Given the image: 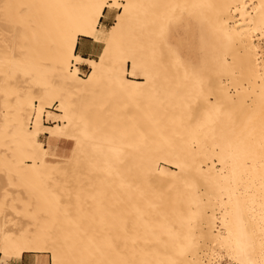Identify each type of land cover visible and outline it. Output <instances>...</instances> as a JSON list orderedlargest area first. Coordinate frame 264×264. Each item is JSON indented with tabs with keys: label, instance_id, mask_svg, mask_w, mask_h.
Masks as SVG:
<instances>
[{
	"label": "bare ground",
	"instance_id": "6f19581e",
	"mask_svg": "<svg viewBox=\"0 0 264 264\" xmlns=\"http://www.w3.org/2000/svg\"><path fill=\"white\" fill-rule=\"evenodd\" d=\"M106 8L117 9L114 21L98 29ZM4 33L14 50L9 65L0 52V172L35 182L2 192L0 263L33 252L35 264H66L75 233L54 242L36 220L6 221L4 199L28 216L39 202L23 195L38 197V182L63 180L91 148L102 150L88 128L105 122L89 123L81 99L105 77L138 98L142 117L114 232L127 244L183 236L167 264H264V0H0V39ZM79 36L102 42L96 59L74 53ZM18 53L36 80L13 90ZM188 87L198 121L180 124L175 112L160 119L156 95L189 102L181 90ZM8 137L16 141L10 157ZM61 145L66 153L54 154Z\"/></svg>",
	"mask_w": 264,
	"mask_h": 264
},
{
	"label": "rangeland",
	"instance_id": "374dc122",
	"mask_svg": "<svg viewBox=\"0 0 264 264\" xmlns=\"http://www.w3.org/2000/svg\"><path fill=\"white\" fill-rule=\"evenodd\" d=\"M107 9L115 16L117 9ZM13 50L10 40L4 33L0 39V52L6 65H9L7 57ZM16 58L7 85L13 90H22L31 83V80L35 81L36 77L31 78L22 54L18 53ZM80 69L82 74L88 72L85 66H81ZM181 90L184 94L182 96L188 97L189 102H184L180 98L173 101L164 99V95L158 93L156 102L159 109L156 114L167 122L168 116L175 112L178 115V123L194 124L201 112L190 100L195 96L196 90L189 87ZM81 101L85 105L89 123L97 120L105 122L98 130L88 128L90 139H99L103 146L102 150L99 151L97 146L91 148L86 152L82 163L63 180L56 182L52 179L54 176H51L38 182L41 185L39 198L23 195L26 202L36 199L39 202L36 207L30 206L27 209L28 216L13 213L9 209L8 198L4 199L6 208L4 219L6 221L17 219L22 222L36 220L45 227L44 233H49L54 242L58 240L60 242V233H75L66 264H167L169 257H177L182 250L185 244L183 236H135L129 237L133 240L127 244L126 237L114 232L119 231L120 226L119 197L122 185L127 172L131 170L128 168L129 165L136 161L139 148L138 140L141 136L139 122L142 117L138 113V98L124 93L109 78L103 77ZM1 105L0 101V120L5 111ZM56 105L57 103L53 104L50 110H54ZM39 139L45 142V134H41ZM8 140V147L12 149L6 148L5 154L10 157L16 141H12L11 137H8ZM106 143L114 149L110 150ZM66 151V147L62 145L52 149V152L59 156ZM109 154L113 156L111 161L117 163L113 168L105 165V161L109 160ZM34 182L32 179L18 181L14 175L10 181L5 171L0 172V201L3 200V190L13 193L16 188H33ZM64 218L71 219L68 228ZM112 218L115 222L111 220Z\"/></svg>",
	"mask_w": 264,
	"mask_h": 264
},
{
	"label": "crops",
	"instance_id": "0c3cea01",
	"mask_svg": "<svg viewBox=\"0 0 264 264\" xmlns=\"http://www.w3.org/2000/svg\"><path fill=\"white\" fill-rule=\"evenodd\" d=\"M113 14L106 8L99 20L98 29L107 28L113 22ZM103 44L99 39L87 36H79L75 45L74 53L79 54L83 58L96 59ZM36 253L24 252L18 259H12L6 263L0 264H35Z\"/></svg>",
	"mask_w": 264,
	"mask_h": 264
},
{
	"label": "snow or ice",
	"instance_id": "6c2138e0",
	"mask_svg": "<svg viewBox=\"0 0 264 264\" xmlns=\"http://www.w3.org/2000/svg\"><path fill=\"white\" fill-rule=\"evenodd\" d=\"M48 264H51V261L50 260L48 261Z\"/></svg>",
	"mask_w": 264,
	"mask_h": 264
}]
</instances>
